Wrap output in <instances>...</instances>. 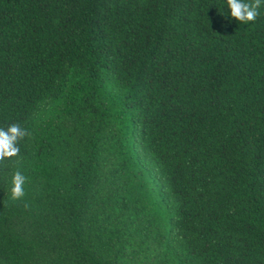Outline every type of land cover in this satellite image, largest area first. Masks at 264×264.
I'll return each mask as SVG.
<instances>
[{"label":"trees","instance_id":"trees-1","mask_svg":"<svg viewBox=\"0 0 264 264\" xmlns=\"http://www.w3.org/2000/svg\"><path fill=\"white\" fill-rule=\"evenodd\" d=\"M258 12L0 0V264H264Z\"/></svg>","mask_w":264,"mask_h":264},{"label":"clouds","instance_id":"clouds-1","mask_svg":"<svg viewBox=\"0 0 264 264\" xmlns=\"http://www.w3.org/2000/svg\"><path fill=\"white\" fill-rule=\"evenodd\" d=\"M227 4L231 17L238 22L247 24L257 19L261 0H254L252 3H246L244 0H227ZM27 135H29L27 130L22 129L18 124L10 125L7 130L0 128V164L4 163L6 159L18 158L20 149L17 145ZM26 179L20 171L14 173L11 189L13 200H19L25 196L24 184ZM27 206L26 204L25 207Z\"/></svg>","mask_w":264,"mask_h":264}]
</instances>
